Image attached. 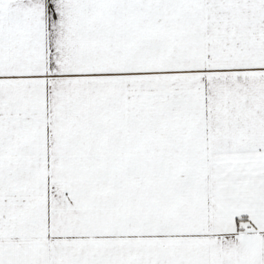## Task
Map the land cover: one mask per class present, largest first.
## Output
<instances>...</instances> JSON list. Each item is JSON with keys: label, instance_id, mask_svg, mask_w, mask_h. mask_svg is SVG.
Wrapping results in <instances>:
<instances>
[{"label": "snow or ice", "instance_id": "snow-or-ice-1", "mask_svg": "<svg viewBox=\"0 0 264 264\" xmlns=\"http://www.w3.org/2000/svg\"><path fill=\"white\" fill-rule=\"evenodd\" d=\"M0 264H264V0H0Z\"/></svg>", "mask_w": 264, "mask_h": 264}]
</instances>
